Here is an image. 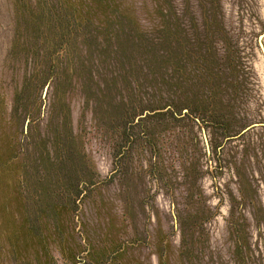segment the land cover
Wrapping results in <instances>:
<instances>
[{
    "label": "rangeland",
    "instance_id": "374dc122",
    "mask_svg": "<svg viewBox=\"0 0 264 264\" xmlns=\"http://www.w3.org/2000/svg\"><path fill=\"white\" fill-rule=\"evenodd\" d=\"M163 2L232 59V131L147 116L130 143L93 102L106 64L112 81L129 68L117 101L159 103L179 76L214 85L200 59L142 53ZM263 32L264 0H0V264H264Z\"/></svg>",
    "mask_w": 264,
    "mask_h": 264
},
{
    "label": "trees",
    "instance_id": "16d2710c",
    "mask_svg": "<svg viewBox=\"0 0 264 264\" xmlns=\"http://www.w3.org/2000/svg\"><path fill=\"white\" fill-rule=\"evenodd\" d=\"M165 8H162L163 13H168L163 17L164 24L158 29V31H140V39L142 46V53H144V47L152 52L156 51L159 53V62L166 65L172 66L174 63L176 65H180L186 72L188 71V66L192 64V62H197V60H201L206 64L208 69L213 70L217 69L213 76L214 85H212L211 89L207 88H199L197 89L196 83L191 79V77H182L174 78L172 81H166L165 85L168 86L167 93L168 96L159 103H152L149 99L144 102V99L136 96V100L133 102L129 98L124 101H117V96L122 94L123 87H120L118 79L120 77H126V74L129 71V68L114 73L116 79L112 81L110 74L112 70L108 69L109 64L103 66L102 72L104 75L105 85L99 89L100 96L98 98L92 97L91 99L95 102L100 108H102V99H108L105 101L109 107L104 112L112 113L113 120L118 122L121 126L120 133L128 137L129 142L133 143L134 136H138V133L134 130L136 124L140 125L143 121L146 120V117H155V116H163L167 117L170 122L173 121H181V120H189L193 121L195 118L201 114L203 116V122L205 118L208 117L213 125H218L224 127V132H229L231 130L229 119L230 115H227L226 112H223L222 109L225 107L227 109L228 104L231 102V97L226 98L227 92L231 91L230 85L234 86L232 80H228L224 75V71L221 70L218 66H224L225 63H229L232 65V59L227 55H218V50L216 46V36L215 33L211 36L208 43V47L204 50L203 45L205 42L202 39H195L190 34V30L182 26V14H180L177 10L167 9L166 3L163 2ZM218 15L214 13L213 15H209L210 20L212 21V25H214V21H217ZM175 20V24L172 20ZM101 34L105 35L106 32L102 31ZM100 34V35H101ZM154 35H160L157 38ZM114 36V35H113ZM117 38V37H113ZM144 43V46L142 44ZM194 42V43H192ZM121 49V48H120ZM210 52V54H208ZM197 56V58L195 57ZM120 57L122 61L120 64L122 66H128L129 56L125 51L121 49ZM57 57L52 58L53 67L58 65ZM119 64V65H120ZM227 74V73H226ZM235 73H230L228 75H234ZM201 77V76H200ZM205 77V76H204ZM208 77V76H207ZM206 77V78H207ZM234 79V77L232 78ZM235 80V79H234ZM234 84V85H233ZM180 91V94H178ZM233 92V91H231ZM106 97V98H105ZM102 98V99H101ZM116 101H115V100ZM227 104H226V103ZM173 108L176 110H173ZM189 109V112H183V109ZM146 111H149L147 115L144 117H140V115L144 114ZM109 114H107L108 116ZM141 119L139 122L136 123ZM196 121V119H195ZM146 123V122H145ZM149 126L143 127V133H150ZM232 131V130H231ZM119 133V134H120ZM132 148V147H131ZM129 146V149H131ZM125 150V149H121ZM125 152V151H123ZM86 181V180H85ZM89 185L86 184L85 188L79 189L80 194L82 195L86 188ZM78 192V193H79Z\"/></svg>",
    "mask_w": 264,
    "mask_h": 264
},
{
    "label": "water",
    "instance_id": "95a60500",
    "mask_svg": "<svg viewBox=\"0 0 264 264\" xmlns=\"http://www.w3.org/2000/svg\"><path fill=\"white\" fill-rule=\"evenodd\" d=\"M259 45L262 50L263 56H264V32L259 35Z\"/></svg>",
    "mask_w": 264,
    "mask_h": 264
}]
</instances>
